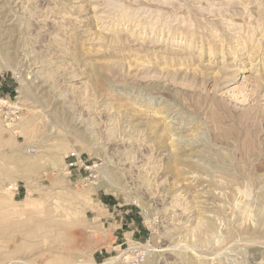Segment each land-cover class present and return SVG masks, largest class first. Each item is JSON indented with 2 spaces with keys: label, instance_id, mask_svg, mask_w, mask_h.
<instances>
[{
  "label": "rangeland",
  "instance_id": "374dc122",
  "mask_svg": "<svg viewBox=\"0 0 264 264\" xmlns=\"http://www.w3.org/2000/svg\"><path fill=\"white\" fill-rule=\"evenodd\" d=\"M0 73V264H264V0H0Z\"/></svg>",
  "mask_w": 264,
  "mask_h": 264
},
{
  "label": "built area",
  "instance_id": "2783aa9c",
  "mask_svg": "<svg viewBox=\"0 0 264 264\" xmlns=\"http://www.w3.org/2000/svg\"><path fill=\"white\" fill-rule=\"evenodd\" d=\"M3 79L4 75L0 73V87L2 86ZM17 98V95L14 97L0 95V123L13 127L21 121L24 108ZM33 151L34 147L28 148V152ZM97 167V163L91 164L77 150L68 152L65 157V169L70 176H72L73 171L92 173ZM9 189L17 192L20 189V185L18 183H12L9 185ZM152 253L153 250L150 239L148 238L145 243L131 248L128 247L113 258L103 260L100 264H149Z\"/></svg>",
  "mask_w": 264,
  "mask_h": 264
},
{
  "label": "bare ground",
  "instance_id": "6f19581e",
  "mask_svg": "<svg viewBox=\"0 0 264 264\" xmlns=\"http://www.w3.org/2000/svg\"><path fill=\"white\" fill-rule=\"evenodd\" d=\"M144 16H145V15H144ZM160 16H161V15H160ZM111 19H112V18H111ZM105 22H106V21H105ZM140 29H141V28H140ZM193 29H195V28H193ZM207 32H208V31H207ZM193 33H194V32H193ZM235 33H236V32H235ZM213 34H215V33H213ZM217 34L219 35V33H217ZM217 34H216V35H217ZM194 35H196V34L194 33ZM242 35H243V34H242ZM244 35H245V34H244ZM191 36H192V35H191ZM191 36H190V37H191ZM193 37H194V36H193ZM238 37H239V36H238ZM203 38H205V37H203ZM213 39H214V38H213ZM226 39H227V38H226ZM236 39H237V38H236ZM205 40H206V38H205ZM261 40H262V39H261ZM196 41H197V40H196ZM244 41H245V40H244ZM226 42H227V41H226ZM240 42H241V41H240ZM248 42H249V41H248ZM258 42H259V41H258ZM193 43H194V42H193ZM205 43H206V42H205ZM215 43H216V42H215ZM242 43H243V42H242ZM211 44H212V43H211ZM222 44H223V43H222ZM225 44H226V43H225ZM229 44H230V43H229ZM257 44H259V43H257ZM190 45H191V44H190ZM194 45H195V44H194ZM236 45H237V44H236ZM244 45H245V44H244ZM214 46H215V45H214ZM220 46H221V44H220ZM222 46H224V45H222ZM247 46H248V45H247ZM259 46H260V45H259ZM259 46H258V47H259ZM200 47H201V46H200ZM243 47H244V46H242V47H240V48L238 47L237 49H240V50H241ZM177 48H178V47H177ZM209 48L211 49L212 46L209 47ZM224 48H226V47L224 46ZM255 48H256V47H255ZM226 49H227V48H226ZM211 50H212V49H211ZM222 50H223V51H222L221 53H222V55H223V54H225L226 52L224 51L223 48H222ZM245 50H247V49H242L241 52H243V51H245ZM252 50H253V49H252ZM179 51H182V50H179ZM200 51H201V50H200ZM247 51H248V50H247ZM232 52H233V51H232ZM252 52H255V51H252ZM218 53H219V52H218ZM255 53H256V52H255ZM255 53H254V54H255ZM210 54H211V53H210ZM237 54H238V53H237ZM256 54H257V53H256ZM250 58H252V57H250ZM252 60H253V59H252ZM252 60H251V61H252ZM224 61H225V60H224ZM223 63H224V62H223ZM256 63H257V62H256ZM256 63L253 62V63H252V66H254ZM208 64H209V63H208ZM221 66H222V65H221ZM223 66H224V65H223ZM221 68H222V67H221ZM230 68H233V67H230ZM226 69H227V68H226ZM222 70H224V69H222ZM228 70H229V67H228ZM108 174H109V173H108ZM107 179H108V178H107ZM109 181H110V180H109Z\"/></svg>",
  "mask_w": 264,
  "mask_h": 264
},
{
  "label": "crops",
  "instance_id": "0c3cea01",
  "mask_svg": "<svg viewBox=\"0 0 264 264\" xmlns=\"http://www.w3.org/2000/svg\"><path fill=\"white\" fill-rule=\"evenodd\" d=\"M134 221V220H133Z\"/></svg>",
  "mask_w": 264,
  "mask_h": 264
}]
</instances>
